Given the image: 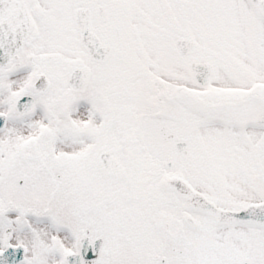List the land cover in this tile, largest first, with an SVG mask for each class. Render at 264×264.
Instances as JSON below:
<instances>
[{
    "label": "snow or ice",
    "instance_id": "1",
    "mask_svg": "<svg viewBox=\"0 0 264 264\" xmlns=\"http://www.w3.org/2000/svg\"><path fill=\"white\" fill-rule=\"evenodd\" d=\"M0 264H264V0H0Z\"/></svg>",
    "mask_w": 264,
    "mask_h": 264
}]
</instances>
